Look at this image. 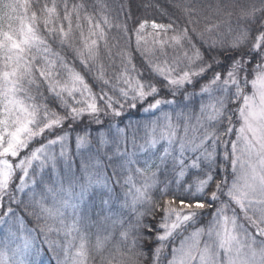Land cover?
Instances as JSON below:
<instances>
[{
	"label": "snow or ice",
	"instance_id": "6c2138e0",
	"mask_svg": "<svg viewBox=\"0 0 264 264\" xmlns=\"http://www.w3.org/2000/svg\"><path fill=\"white\" fill-rule=\"evenodd\" d=\"M174 7L0 0V264H264V0Z\"/></svg>",
	"mask_w": 264,
	"mask_h": 264
},
{
	"label": "trees",
	"instance_id": "16d2710c",
	"mask_svg": "<svg viewBox=\"0 0 264 264\" xmlns=\"http://www.w3.org/2000/svg\"><path fill=\"white\" fill-rule=\"evenodd\" d=\"M109 4L113 3L114 0H107ZM207 2V0H129L131 13L133 19L129 21V26L131 27L133 23L139 20H156L157 22H166L167 17L162 15V12H167L172 15H179V9L175 8L174 5L193 3L199 6L202 3ZM214 2V0H212ZM241 4L247 2H258V0H239ZM235 19V17L233 18ZM150 31H146V34ZM150 36V35H147ZM158 195V193H157ZM31 226V225H30Z\"/></svg>",
	"mask_w": 264,
	"mask_h": 264
},
{
	"label": "rangeland",
	"instance_id": "374dc122",
	"mask_svg": "<svg viewBox=\"0 0 264 264\" xmlns=\"http://www.w3.org/2000/svg\"><path fill=\"white\" fill-rule=\"evenodd\" d=\"M151 22V21H150ZM150 31L151 32V29H150V27L148 28V29H146V31ZM146 38H147V40L149 41V44L151 43V40H152V37L151 36H146ZM45 258H47V257H45Z\"/></svg>",
	"mask_w": 264,
	"mask_h": 264
}]
</instances>
